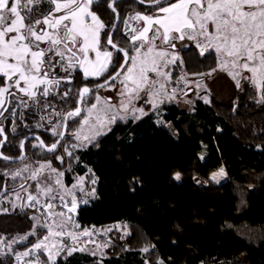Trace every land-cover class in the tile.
<instances>
[{
    "label": "snow or ice",
    "instance_id": "6c2138e0",
    "mask_svg": "<svg viewBox=\"0 0 264 264\" xmlns=\"http://www.w3.org/2000/svg\"><path fill=\"white\" fill-rule=\"evenodd\" d=\"M114 2L109 0L112 12L117 11ZM138 2L149 5V10L123 21L126 46L121 47L113 40L116 25L106 26L92 10L99 0H0V148L7 141L3 121L10 120L15 133L19 120L29 131L42 129L53 138L51 143L35 134L25 138L35 139L32 147L40 149L37 156L52 154L62 165L65 155L78 160L74 152L110 131L117 119L137 120L146 115L138 102L155 109L176 98L175 87L168 91L172 76L166 70L169 65L184 63L179 52L172 51L176 41H194L201 56L209 49L216 53V67L193 75L225 72L237 87L243 79L257 90L256 102L264 103V0ZM106 27L110 30L104 33L106 43L102 45L101 33ZM77 73H82L83 81L96 83L76 89ZM100 90L116 95L104 97ZM73 92L76 103L69 108ZM32 117L36 119L29 127L27 120ZM19 148L18 156L0 151L4 162L0 166V206L7 203L11 209H33L29 217L33 226L10 240L0 236V260L4 264L8 258L13 264H58V258L66 261L79 252L95 258L92 264H103L104 249L110 242H97L96 236L111 229L82 228L75 219L79 203H87L78 200L74 191L85 193V177H78L68 187L63 180L65 171L53 167L51 159L33 161L24 152L25 140ZM67 171H71L70 165ZM218 176H224L223 169L212 178ZM8 212L9 208L0 207V214ZM30 236L35 239L29 241ZM17 243H25L24 250H17Z\"/></svg>",
    "mask_w": 264,
    "mask_h": 264
},
{
    "label": "trees",
    "instance_id": "16d2710c",
    "mask_svg": "<svg viewBox=\"0 0 264 264\" xmlns=\"http://www.w3.org/2000/svg\"><path fill=\"white\" fill-rule=\"evenodd\" d=\"M108 2L99 0L92 8L111 26ZM114 7L119 19L133 9L149 10L133 0ZM123 35L119 20L113 40L121 47L126 46ZM192 53L191 47L183 51ZM208 58V67H214V57ZM196 61L201 70L206 60ZM162 112V124L152 113L136 121L117 120L74 153L78 160L67 157L63 165L54 164L65 169L67 185L72 175L96 181L93 199L77 208L82 228L123 222L130 230L126 244L113 245L103 264H264V103H257L254 89L246 85L224 102L195 99L189 109L168 104ZM36 153L28 157L44 159ZM220 168L225 181L209 183V175ZM30 229L26 211L0 214V236L11 239ZM143 243L150 246L147 252L140 250ZM94 259L77 252L66 261L58 258V264ZM7 264H13L11 258Z\"/></svg>",
    "mask_w": 264,
    "mask_h": 264
},
{
    "label": "rangeland",
    "instance_id": "374dc122",
    "mask_svg": "<svg viewBox=\"0 0 264 264\" xmlns=\"http://www.w3.org/2000/svg\"><path fill=\"white\" fill-rule=\"evenodd\" d=\"M92 10L94 11L93 8H92ZM137 12H139V11L133 9L129 13H127L124 17L120 18V21L122 23V30L125 31V26H124L123 21L125 19H127L129 16L135 15V13H137ZM99 18L103 22V20H102V18L100 16H99ZM130 23H132L133 26H135V24H136L135 21H130ZM105 29L108 30V27H106ZM105 29L101 33L102 45L104 43H106V41L104 40V33H105L104 31H105ZM157 43L159 44L160 42L157 41ZM176 44H177V48L175 50H172V51L179 52L180 57L184 61V63H183L182 66H180L179 62H178L177 64L169 65V68L166 69V70H170L171 71V76H172V81H171V84H170V86L168 88V91L171 92V88L175 87L177 89L176 98L174 100H165L163 103L159 104L158 107L155 108V109L152 108V106L150 104L145 103L143 101H140L137 104L138 107H143L145 109L146 113H152L155 116V121L156 122L162 124V121H161L160 118H161V115L163 113L162 112V107L164 105L173 104V105H176L180 110H186V109L190 108L192 102L195 99H200L203 102H206V101L208 102L211 98H213V99H215L217 101H223L224 102V101L229 100L234 93L242 92V89L246 85L249 86V87H252L254 89L255 99L257 101V99H258L257 90L248 81H245V80L241 79L240 86L237 87L235 80H233L225 72L217 71V72H214L211 76H208V75H204V76L193 75L194 73H207V72L211 71L214 67H216V53L214 52V50H211V49L206 50L205 54L203 56H201L200 55V49L196 47V44H195L194 41H185V42L176 41ZM182 44L184 45L183 47H181ZM163 47L167 48L166 45H164ZM190 47L193 48L194 54L193 53L192 54H188V56L187 55H183V51L185 49H187V48H190ZM92 55L94 56V53ZM193 55H194V57H193ZM210 56L214 57V59H215L214 67H211V68L208 67V66H210L209 65L210 64V58H208V57H210ZM198 57L199 58H204L206 60L205 64L201 65V70L199 69V65H197V61H196ZM206 67H208V68H206ZM80 75H81V78H82V73H80ZM245 75H248V74L245 73ZM181 77H184V79L181 80L180 79ZM103 79L104 78L101 77L100 81H103ZM88 81L96 82V81H93L91 79L88 80ZM117 87H119V85H117ZM100 95L104 96V97H108V96L115 97L116 94L114 92H112V91L100 90ZM115 102L116 101L114 99L113 103H115ZM137 115H139V113H137ZM143 116H145V115H143ZM129 119L134 120L132 118H129ZM117 120H119V119H117ZM121 121H123V120H121ZM134 121H136V120H134ZM111 126H112V124L110 125V127ZM85 132H87L86 129H85ZM96 138H95V140H96ZM65 139L66 140H72V138L70 136H66ZM72 142L76 143V141H74V140H72ZM86 147H84V148H86ZM84 148L77 149L76 151L82 150ZM61 152H62V149L59 148V151H57V154H60ZM67 157L68 156L65 155L64 158H67ZM49 159H51L53 161V167H56L54 165L55 162L57 164H60L59 161H56L54 159V156L50 157ZM221 169L222 168L214 171L213 173H211L209 175V177H208V182L209 183L217 185V184H220V183L225 181V179H226L225 173H224V176H222V177L218 176L216 179L212 178L213 174L214 173H218ZM60 170L64 171L65 169H60ZM81 176L85 177V181H84L83 187L85 189V193H88V194L80 193L78 190H74V191H75V193L77 195L78 200H80V201L87 200V202H88L89 200L93 199V197H94L95 191H94V193H92L91 190L92 189L95 190V184L91 183L92 180H90V178L88 176H86V175H81ZM81 176L72 175L73 181H72V183L70 185H67L65 183L64 177H63V180H64V183L66 184V186L70 187L73 183L76 182L78 177H81ZM176 176L177 175H175L174 178L177 181L178 179L176 178ZM8 183L11 184L13 182L12 181H8ZM80 204H83V203L81 202V203H79V205ZM0 207L9 208V212L17 211V210L18 211L21 210V212L26 211L27 215H28V218L34 213V210L31 209V208H23V209H21L20 207H17L16 209H11L10 205H8L7 203L3 204ZM30 221H31V228H32L33 221L31 219H30ZM88 228H92V227H88ZM96 229L97 230L111 229V231H108L107 233H105L103 235L96 236V241L97 242H104V241H109L110 242L109 246L106 249H104L105 252L110 250V248L113 245H115V244H126V241L128 240L129 235H130L129 228L127 227L126 223H123V222L114 223V224H110V225H105V226H101V227H96ZM28 232H26V233H28ZM23 235H20V236H23ZM28 239H29V241H33L35 239V237H31L30 236ZM8 240H10V239H8ZM22 244H25V243H22ZM93 246L94 245H89V247H93ZM145 247H147L148 250L150 248V246L148 244L143 243L140 246V250L142 251V249H144ZM24 248L23 249H17V250H21L22 251V250H24Z\"/></svg>",
    "mask_w": 264,
    "mask_h": 264
},
{
    "label": "flooded vegetation",
    "instance_id": "af4514ba",
    "mask_svg": "<svg viewBox=\"0 0 264 264\" xmlns=\"http://www.w3.org/2000/svg\"><path fill=\"white\" fill-rule=\"evenodd\" d=\"M44 6L46 7V5H44ZM79 76H81L80 73H77L76 77L73 81V85L75 86L76 89H79L80 87L83 86V83H80V81H79V79H80ZM78 84H79V86H78ZM73 85H62V87H72ZM74 95H75V92H73V96ZM72 100H74V97L70 99V103L67 107H69V108L75 107V104L73 105ZM66 110H67V108H66ZM5 115H7V113H5ZM35 119H36L35 117H32V118L27 120L29 127H31V125ZM3 124H4V128H5V135L7 136V141H5L4 146L2 148H0V151H2L4 153V155H8V156L20 155V148H19L20 141L24 140L26 137L33 136L34 134L39 135L41 137V139H43L45 141V143H51V141H52V137L50 136V133L45 132L42 129H36V128H31V131H29V128L24 127V125L19 120L16 121L17 127H16L15 133L12 132V124H11L10 120L9 121H3ZM0 140H3L2 136H0ZM34 143H36L35 139H28L27 141H25L24 152L27 156L33 155L38 150H40L38 148L34 149L32 147V145ZM57 151H59V148L57 149ZM52 156H53L52 154H49L46 157H44V159H49ZM0 161H2V160H0Z\"/></svg>",
    "mask_w": 264,
    "mask_h": 264
},
{
    "label": "water",
    "instance_id": "95a60500",
    "mask_svg": "<svg viewBox=\"0 0 264 264\" xmlns=\"http://www.w3.org/2000/svg\"><path fill=\"white\" fill-rule=\"evenodd\" d=\"M120 1H123V0H115V2H114V5L116 4V3H118V2H120ZM133 1H135L136 3H138L139 5H141L139 2H138V0H133ZM109 3L107 4V7H108V9L112 12V10L109 8ZM141 6H144V7H149V5H147V4H144V5H141ZM113 14H114V20H113V23H112V25L113 24H115L116 25V28H117V26H118V24H119V20H117V11L116 12H112ZM110 30V29H109ZM115 32V31H114ZM114 32H113V34H114ZM110 47V46H109ZM32 136H29L28 138H31ZM25 141H27L26 139H24Z\"/></svg>",
    "mask_w": 264,
    "mask_h": 264
},
{
    "label": "built area",
    "instance_id": "2783aa9c",
    "mask_svg": "<svg viewBox=\"0 0 264 264\" xmlns=\"http://www.w3.org/2000/svg\"><path fill=\"white\" fill-rule=\"evenodd\" d=\"M75 219H76V216H75Z\"/></svg>",
    "mask_w": 264,
    "mask_h": 264
}]
</instances>
